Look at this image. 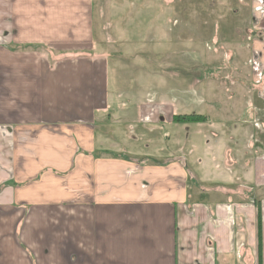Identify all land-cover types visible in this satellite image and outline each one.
Returning <instances> with one entry per match:
<instances>
[{"label": "crops", "instance_id": "0c3cea01", "mask_svg": "<svg viewBox=\"0 0 264 264\" xmlns=\"http://www.w3.org/2000/svg\"><path fill=\"white\" fill-rule=\"evenodd\" d=\"M257 1L237 0L238 19L219 30L223 41L247 40L258 60ZM200 4L0 0V264H260L256 199L264 264L262 146L254 141L253 162L240 166L253 170L250 195L201 185L191 195L181 161L155 160L171 140L166 127L188 123L174 122L183 115L176 102L151 101L144 81L158 70L147 59L182 58L157 53L176 47L203 53L199 44L211 42L207 30L230 14V2ZM199 10L212 17L199 24ZM151 134L158 143L139 147Z\"/></svg>", "mask_w": 264, "mask_h": 264}, {"label": "rangeland", "instance_id": "374dc122", "mask_svg": "<svg viewBox=\"0 0 264 264\" xmlns=\"http://www.w3.org/2000/svg\"><path fill=\"white\" fill-rule=\"evenodd\" d=\"M204 2L205 0H198L199 5ZM229 2L230 14L226 15L224 21L219 22V26L212 22L213 27L207 30L211 42H206L208 45L206 54V43L202 42L203 44L199 45L203 48V53L200 52L198 58L195 53L185 54L183 53L186 52L185 48L180 49L176 46L171 53H167L165 49L157 51L162 57L167 55L169 58L172 53L182 54V58L172 55V62H169V59L162 61L161 58L157 61L151 57L152 55L150 57L147 55L150 58L147 59L150 65L155 64L158 70L154 76L151 75L144 81L145 88H149L148 96H151V101L153 96L157 97L160 94L166 97V102L172 105L176 102L178 114L201 113L208 118L206 123H188L180 127L174 125L173 128L167 126L166 130L168 134L170 133L171 140L168 138L165 142L162 141L159 147L161 153L155 155L158 163L177 159L190 176L192 173L189 182L191 195L195 194L198 185L207 187V190L215 189L214 192L219 195L229 193L235 196L241 193L250 195L251 190H254L250 187L254 183L253 170L247 169L242 172L240 166L245 163L248 166L251 161L253 162L251 147L254 141L257 148L259 145L264 150V58L255 59L250 53L251 49L246 48L247 40L240 42L237 35L229 34L226 41H223L219 27L226 26L229 20L235 22L238 19L237 0ZM257 3L259 4L258 1ZM263 5L264 2L261 11H264ZM197 13L199 24L212 17L210 10H199ZM217 18L214 15L212 21ZM251 67L256 83L247 80L246 73ZM190 81L192 84L189 87ZM196 81L197 92L190 90L194 88L192 86ZM147 93L145 90L144 95ZM178 96L183 100H178ZM191 96L196 100V104L192 108H187L191 107L189 102ZM258 119L262 120L261 125ZM147 138L149 141L139 147L144 149L146 146H152L151 142L154 139V143H158V138H154L152 134L142 137L139 143ZM259 138L263 144H259L257 140ZM164 151L166 154H163ZM230 164H233V169ZM214 185L232 187L226 191ZM261 191L264 197V189ZM254 192L257 194V191ZM208 194L214 193L210 191Z\"/></svg>", "mask_w": 264, "mask_h": 264}, {"label": "trees", "instance_id": "16d2710c", "mask_svg": "<svg viewBox=\"0 0 264 264\" xmlns=\"http://www.w3.org/2000/svg\"><path fill=\"white\" fill-rule=\"evenodd\" d=\"M174 122L176 123H206L208 121V118L203 115H197V114H190V115H175L174 116ZM255 205L258 210V233H259V263L262 264V258H261V248H262V242H261V230H262V212H261V202L256 199Z\"/></svg>", "mask_w": 264, "mask_h": 264}]
</instances>
